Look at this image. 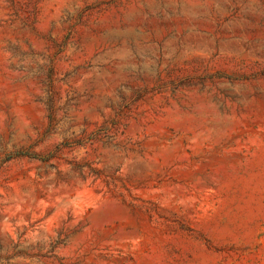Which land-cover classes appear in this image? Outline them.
<instances>
[{
	"label": "rangeland",
	"instance_id": "rangeland-1",
	"mask_svg": "<svg viewBox=\"0 0 264 264\" xmlns=\"http://www.w3.org/2000/svg\"><path fill=\"white\" fill-rule=\"evenodd\" d=\"M0 264H264V0H0Z\"/></svg>",
	"mask_w": 264,
	"mask_h": 264
}]
</instances>
